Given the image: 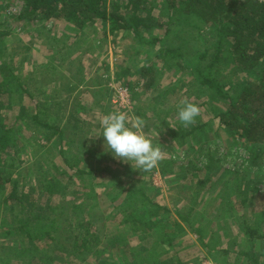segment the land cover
I'll use <instances>...</instances> for the list:
<instances>
[{
	"label": "rangeland",
	"instance_id": "obj_1",
	"mask_svg": "<svg viewBox=\"0 0 264 264\" xmlns=\"http://www.w3.org/2000/svg\"><path fill=\"white\" fill-rule=\"evenodd\" d=\"M104 1L108 6L115 2ZM8 2L5 6L7 0H0L1 29L9 30V35L0 42V55L2 60L11 62L10 73L17 77L19 83L14 81L6 93V98L0 99L2 125L13 126L16 130L20 120L15 121V116L19 115L20 111L24 115H33L37 102L40 105L39 110L45 109V115H49V118L42 116V121L53 119L55 109L52 105L58 106L54 103L61 104L60 115L63 118L59 123L62 136L53 129H43L33 121L22 124L14 141L20 149L18 155L9 151L3 156L4 161L0 159V167L3 164L12 165L13 178H20L19 182L24 191L33 193L39 187L43 188V174L46 171H50L49 177L59 176L63 182L73 175L74 184L70 185V189L89 194L88 207L95 205L92 212V231L96 235V245L84 252L85 258L78 260V256L73 255L64 233L58 241L37 243L38 252L46 249L48 251L44 261L48 264H140L157 257L156 250L168 249L169 257L176 255L185 264H225L226 258L231 263L239 258L242 263L246 261V256H238L241 252L253 253L264 263V218L260 212L264 208V150L263 155L257 157V164H253L249 159L247 147L234 140L235 137L227 136V131H224L222 126H217L218 120L214 117L217 110L222 108L220 101L214 99L211 91L203 94L198 92L197 89L201 86L190 80V71L185 68L192 67L193 64V59L186 53L191 49L198 52L202 48L203 39L208 36L207 32L201 31V37L195 28L182 24L171 25L161 4L154 3L152 10L147 4L142 11L146 18L154 17L163 21V28H156L155 32L164 35L166 47L179 46L177 52L183 56L182 69L176 65L179 61L177 58L170 62L157 59L153 61L159 69L157 91L164 92L156 96V91H152L154 88L146 91L142 87L139 69L145 65V56L125 32L103 37V30L107 29V26L98 22L84 30L69 27L70 33L66 34L65 29L69 25L48 21L45 30L49 29L53 33L55 40L52 41L58 47L62 48L64 44L63 34L70 37L65 40L66 43H70L76 34L79 37V42L77 41L61 59L58 56L51 58L50 50H54L35 32L40 22L33 20L22 28L21 22L15 18L20 10V2ZM52 60L54 62L50 64ZM48 65L50 67H47ZM235 79L243 78L236 76L233 80ZM23 86L28 89L27 92L23 90ZM125 93L129 97L128 104L125 103ZM121 95L124 96L123 100ZM50 97H56V100ZM64 98H68L65 112L62 111L64 103H61ZM185 98L199 106L201 111L194 126L202 128L191 130L192 125L185 128L179 121L178 106ZM119 101L123 103L122 106ZM77 103L82 109L76 107ZM74 109L81 112L72 115L85 122L87 128L79 129L80 132L73 136L72 131L75 130L67 124L64 117ZM114 111L128 112L130 116L140 115L146 121L144 131L154 138V144H161L164 157L150 172L134 170L131 163L114 158L113 154L105 149L101 121L106 114ZM58 148L66 152L64 156L59 154ZM169 162H172V165H167ZM188 162L194 163L192 174L182 166ZM207 164L209 172L214 170L212 182H206L204 187H200L197 178L203 177ZM234 167H239L238 182L242 183L244 178L246 180L240 195H243L244 188L253 190L252 193H246L248 200L241 208L235 201L238 196L234 195L233 190L222 191L223 184L232 178V174H224L225 170ZM78 168L95 172L85 175V180L80 181L75 173ZM104 168L119 174L132 168L135 172L132 171V176L129 174L126 177L131 184L138 185L135 180L140 175L151 180L153 189L148 191L149 197L159 208L153 213L150 222L146 221L142 226L149 233L146 239L140 240L132 224L127 225L129 220H121V213L113 209V203L117 202V199H114L121 192L112 191L109 186L110 178ZM215 171L217 174H214ZM85 186H90L91 190ZM196 191L198 193L194 197L193 192ZM45 197L42 194L39 200L44 201ZM77 198L80 199L81 195ZM49 203L55 204L50 207L58 211L63 200L55 195ZM231 206L233 210L228 211ZM177 211L188 214L191 226L179 222ZM175 221H178L180 228L174 224ZM244 225L256 227L259 235L263 237L249 241ZM196 227H201L212 239L218 238L216 249H230L225 258L221 257L224 260L218 258L217 253V258L214 259L215 253L211 254L207 248L201 247L194 233ZM169 231H175L170 237L171 245L162 243L164 245L159 247L152 246L154 239L162 242L165 233ZM23 238L15 242L19 249L13 254H20V248L26 246L21 241ZM141 247L147 249L141 250ZM51 249L55 256L49 255Z\"/></svg>",
	"mask_w": 264,
	"mask_h": 264
},
{
	"label": "trees",
	"instance_id": "obj_2",
	"mask_svg": "<svg viewBox=\"0 0 264 264\" xmlns=\"http://www.w3.org/2000/svg\"><path fill=\"white\" fill-rule=\"evenodd\" d=\"M17 1L20 2V10L15 17L16 20L21 22L22 28L26 24L29 25L33 20L40 22L35 32L36 35L44 38L48 47L54 50L49 49L52 53L51 58L58 56L61 59L77 41L79 42V37L75 33L76 35L71 39V42L66 43L65 40L67 41L70 37L63 34L64 44L62 48L58 47L52 41L53 39L55 40L53 33L49 29L45 30V25L48 21L64 22L69 25L68 28L64 27L66 28V34L70 33L71 29L69 27L84 30L89 26L96 25L98 22L107 26V29L103 30V37L108 34L114 35L117 32H125L139 46L140 53L145 56V65L139 69L142 87L146 91L154 88L152 91H156V96L164 92L157 91L159 69L153 61L157 59L170 62L177 58L179 61L176 65L182 69L181 60L183 56L177 52L179 46L166 47L164 35L155 32L156 28H163V21L149 16V19L146 18L142 11L145 10L147 4L150 5L151 10L154 3L161 4L171 25L182 24L195 28L201 37L203 35L200 32L206 31L208 36L203 39L202 48L198 52H193V49H191V51L186 53L193 59L192 67H185L190 71V80L199 83L201 87L197 89L198 92L203 94L211 91L214 99L220 101L222 108L217 110L214 117L218 120L217 126H222L223 130L227 131V136L230 138L235 137L234 140L242 143L243 147H247L251 162L257 164V157L263 155L264 0H115L109 6L106 5L104 0ZM8 4L7 0L5 6ZM7 35H9V30L1 29L0 23V42ZM1 53L2 48L0 47ZM149 56L151 58H147ZM1 57L0 55V99L2 100V98H6V93L10 90L12 83L16 81L19 83V81L15 75L10 73L12 69L11 62L5 59L2 60ZM53 62L54 60L50 64ZM47 67L50 66L48 65ZM236 76H240L243 79L233 80ZM30 80L32 81V79ZM23 90L27 92L28 89L23 86ZM50 98L52 99V97ZM67 99L64 98L61 102L62 104L64 103L63 112L66 111ZM52 100H56V97H53ZM54 104L58 106L52 105L55 112L51 121H46V119L42 121V116L48 117L49 115H45V109L39 110L40 105L38 102L35 104V113L33 115H24L20 111L19 115L15 116V121L16 119L17 121L18 119L20 120V123H17L18 128L16 130L13 126L2 125V117L0 116L1 160H5L3 156L5 157L9 151H14V154L18 155L20 149L17 148L18 145L14 141L18 137L17 134L21 125L29 124V121L36 122L45 130L53 129L59 133V136H62L59 125L63 118L60 115L61 104ZM76 107L82 109L79 103L76 104ZM80 112V110L74 109L72 113L64 117L67 120V124L75 130L72 131L73 136L80 132L79 129L87 128L85 122H81L77 116L72 115ZM196 128L200 129L202 127L192 125L191 130ZM58 152L61 156L66 153L62 148H58ZM98 157L100 156L98 155ZM64 160L67 162V159L64 158ZM169 164L172 165V162L167 163V165ZM182 166L192 174L194 163L188 162ZM208 168L209 165L207 164L203 177L197 178V183L200 187H204L206 182H212L214 170L209 172L210 168ZM238 170L239 167L225 170L224 174H232V178L223 184L222 191L230 192V190H233L234 195L238 196L235 201L241 208L243 207L242 204L248 200L246 193H252L253 190L244 188L243 195H240L243 183L246 180L244 178L242 183L238 182ZM104 171L110 178L109 186L112 191L117 192L119 190L122 194L119 193L114 199H117V202L113 203V209L115 212L121 213V220H129L127 225L129 223L132 224L140 240L146 239L149 233L142 226H144V222H150L153 213H156L159 208L149 197L148 191L153 189L151 180L145 179L143 175H140L135 180L138 185L129 183L126 177L129 174L132 176V168L125 169L124 173L121 174L113 173L107 168H104ZM13 172L12 165L3 164L0 167V264H48L44 261V256L48 254L47 249L38 252L37 243L50 240L58 241L57 239L64 233L66 234L65 238L69 241L73 255L75 257L78 256V260L85 258L83 256L84 252L96 245V235L92 231L94 227L92 212L95 205L88 207L89 194L70 189V185L74 184L73 175L68 178V181L63 182L62 179L58 178L59 176L49 177L50 171H46L43 174L44 183L42 189L39 187L35 193L24 191L23 185L19 182L20 178H13ZM94 172H86L80 168L75 170L76 177L80 181L85 180V175L93 174ZM214 174H217V172L215 171ZM85 188L91 190L90 186H85ZM193 193L195 197L198 192ZM42 194L46 196L44 201L39 200ZM55 195L63 200L58 211L50 207L55 204L51 205L49 203ZM80 195L81 198L78 199L77 197ZM116 209H119V211ZM231 210H233V206L230 207V210L228 209V211ZM260 212L264 218V208ZM56 213L57 215L55 216ZM176 214L179 222H184L191 226L188 214L184 215L179 211ZM57 217L60 218L58 219ZM174 224L180 228L178 221H175ZM244 231L249 241L263 237V235H259L256 227L250 225H244ZM194 233L202 248H207L211 254L215 253L214 259L222 256L225 258L230 251V249L223 251V247L222 249H216L218 238H215L216 240L212 239L205 234V230L201 227H196ZM174 234L175 231L165 233V239L162 242L154 239L152 246L159 247L164 245L162 243L171 245L170 237ZM22 237L24 238L21 241L27 248L26 246L20 248L22 250L18 255L13 254L19 249L15 242ZM11 240L12 242H10ZM146 249L147 247H141V250ZM49 251V255L55 256L52 249ZM167 253L168 249L156 250L155 255L157 257L147 259L140 264H185L178 256L169 257ZM216 253L218 254L217 257H215ZM242 255L246 256V261L242 263L239 262V258L234 263L228 261V258L225 260L221 259L224 260L225 264H264L253 253L246 254L241 252L238 254V256ZM105 263L103 262L102 264Z\"/></svg>",
	"mask_w": 264,
	"mask_h": 264
},
{
	"label": "clouds",
	"instance_id": "obj_3",
	"mask_svg": "<svg viewBox=\"0 0 264 264\" xmlns=\"http://www.w3.org/2000/svg\"><path fill=\"white\" fill-rule=\"evenodd\" d=\"M178 107V119L183 126L194 125L200 115L199 106L185 98ZM101 127L105 149L114 158L131 163L134 170L150 172L164 157L161 144H154V138L144 131L146 121L140 116H130L123 111L110 112L103 117Z\"/></svg>",
	"mask_w": 264,
	"mask_h": 264
},
{
	"label": "built area",
	"instance_id": "obj_4",
	"mask_svg": "<svg viewBox=\"0 0 264 264\" xmlns=\"http://www.w3.org/2000/svg\"><path fill=\"white\" fill-rule=\"evenodd\" d=\"M121 98H122V100H123L124 96H123V95H121ZM125 98H126V100H125V103H126V104H128V98H129V97H128V95H127L126 93H125ZM118 99H119V98H118ZM120 101H121V100H120ZM120 101H119V105H121V106H122V105H123V103H121ZM115 102H116V101H115ZM117 102H118V101H117Z\"/></svg>",
	"mask_w": 264,
	"mask_h": 264
},
{
	"label": "crops",
	"instance_id": "obj_5",
	"mask_svg": "<svg viewBox=\"0 0 264 264\" xmlns=\"http://www.w3.org/2000/svg\"><path fill=\"white\" fill-rule=\"evenodd\" d=\"M80 55H81V53H80Z\"/></svg>",
	"mask_w": 264,
	"mask_h": 264
}]
</instances>
